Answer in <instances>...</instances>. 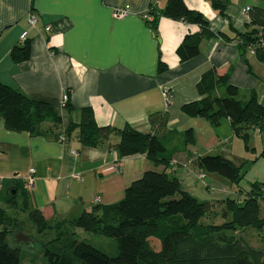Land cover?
Masks as SVG:
<instances>
[{
	"label": "crops",
	"instance_id": "1",
	"mask_svg": "<svg viewBox=\"0 0 264 264\" xmlns=\"http://www.w3.org/2000/svg\"><path fill=\"white\" fill-rule=\"evenodd\" d=\"M228 1L224 17L207 0H184L208 19L212 35L202 39L200 54L180 61L177 47L185 35L201 28L160 17L155 32L145 15L151 14L153 4L163 9L167 0H0V81L52 104L64 124L79 123L82 108L91 107L100 126L122 129L129 124L158 135L165 155L172 153L167 166H156L145 153L120 157L114 147L118 135L111 137V145L90 147L81 144L78 130L59 140L61 124L46 121L43 132L33 134L12 130L0 119V195L15 184L26 187L33 168L34 183L26 187L31 206L48 220L70 219L89 210L96 197L99 204L120 201L133 181L155 169L175 175L200 200L242 197L229 181L208 178L196 163L199 156L219 154L243 165L230 146V119L214 126L181 108L199 99L197 83L212 67L219 74L229 72L242 99L255 92L264 104V62L250 49L244 53L236 37L255 27L250 12L242 8H264V0ZM116 8L129 13L117 17ZM30 11L38 15L36 26L28 23ZM24 33L32 40V54L16 63L10 52ZM160 61L166 66L163 71ZM66 92L71 110L62 106ZM187 130H192L193 143H186ZM260 208L264 217V198Z\"/></svg>",
	"mask_w": 264,
	"mask_h": 264
},
{
	"label": "trees",
	"instance_id": "2",
	"mask_svg": "<svg viewBox=\"0 0 264 264\" xmlns=\"http://www.w3.org/2000/svg\"><path fill=\"white\" fill-rule=\"evenodd\" d=\"M207 1L225 17L228 0ZM150 13L154 19L148 22L155 32L160 17L200 26V32L185 35L177 47L180 61L200 54L202 39L212 35L208 19L190 9L184 0H167L161 10L153 4ZM250 15L255 27L245 33L237 32L238 45L244 53L255 49L256 56L264 62V8H251ZM31 54L29 38L15 44L10 52L16 63L30 59ZM165 68L160 61L159 70ZM229 79V72L219 74L215 67L206 70L197 83L199 99L183 104L182 111L204 117L214 126L228 118L234 133L245 140L252 129L264 134V104L255 92L242 99L239 88ZM67 108H72L69 102ZM81 113L79 123L64 124L52 104L33 99L0 81V119L12 130L39 134L43 132L42 124L50 121L55 126L61 124L66 136L78 130L81 144L90 147L111 145V137L118 135L114 147L120 157L145 153L156 166L170 163L172 153L165 155L167 148L158 135L139 131L129 124L122 129L100 126L91 107L82 108ZM185 140L194 142L192 130L185 132ZM261 155L264 156V151ZM196 163L204 171L217 173L232 183H240L245 175L242 166L219 154L199 156ZM239 193L242 197L200 200L186 191L175 175L148 169L126 188L120 201L96 203L70 219L48 220L40 209L31 206L25 185L15 184L0 195V264H20L23 246L14 243L16 230L23 231L25 224L20 213L27 215L36 232L45 239L42 246L47 264H78L76 258L82 264H264V250L239 236L240 230L254 227L262 232L264 241L260 208L264 181H255L249 190ZM219 217L223 222L216 223ZM204 218L209 222H204ZM77 229L114 238L117 253L111 255L80 239ZM10 236L13 244L8 240Z\"/></svg>",
	"mask_w": 264,
	"mask_h": 264
},
{
	"label": "rangeland",
	"instance_id": "3",
	"mask_svg": "<svg viewBox=\"0 0 264 264\" xmlns=\"http://www.w3.org/2000/svg\"><path fill=\"white\" fill-rule=\"evenodd\" d=\"M230 146H232L234 154L243 159L242 169L245 172L243 179L238 184L232 183L225 177L213 172H207L209 175L208 178L212 176L215 178H223L233 184V189L235 190H249L253 182L264 181V156L261 155L264 151V134L260 135L251 131L248 140H245L243 137L237 136L234 133L232 135V143ZM20 217L25 220L23 232L35 239L34 247H22L20 264H47L44 256V247L42 246V242L45 241V239L36 232L26 214L20 213ZM203 221L209 222L207 218H204ZM221 222H223V218L219 217L216 220V223ZM77 232L79 233L78 237L80 239L86 240L111 255H115L117 253V241L114 238L84 230L79 231L78 229ZM262 235V232L258 231L254 227H246L239 232V236L246 239L250 245L264 250ZM48 237H50L49 234ZM8 240L11 244H13L11 236ZM75 261L78 264H82L77 258Z\"/></svg>",
	"mask_w": 264,
	"mask_h": 264
},
{
	"label": "built area",
	"instance_id": "4",
	"mask_svg": "<svg viewBox=\"0 0 264 264\" xmlns=\"http://www.w3.org/2000/svg\"><path fill=\"white\" fill-rule=\"evenodd\" d=\"M250 6H246L244 8H242V12L247 14L250 12ZM129 12L127 9H124V8H116L115 10V15L117 17H123L125 15H127ZM145 18L148 20V21H152L154 19L153 15L152 14H146L145 15ZM28 23L31 25V26H36L37 23H38V15L35 11H30L29 14H28ZM45 29L46 31H50L51 30V26L50 25H46L45 26ZM26 40V34L24 33L22 36H21V41L24 42ZM250 51L251 53H254L255 54V49L253 48H250ZM166 96H168L166 94ZM69 102V94L66 92L62 95V106L63 107H67V103ZM59 140L61 141H64L67 137H66V134L64 132H62L61 134H59ZM72 153L76 154V150H73ZM34 169L31 168L30 169V175L29 177L27 178V184H26V187H29L31 185H33L34 183ZM76 177L80 178L79 175H75ZM205 176V174H201V177L203 178ZM100 201V199L98 197L94 198V203H98Z\"/></svg>",
	"mask_w": 264,
	"mask_h": 264
},
{
	"label": "water",
	"instance_id": "5",
	"mask_svg": "<svg viewBox=\"0 0 264 264\" xmlns=\"http://www.w3.org/2000/svg\"><path fill=\"white\" fill-rule=\"evenodd\" d=\"M14 243L21 246L34 247L35 241L30 235L25 234L22 230H16L14 234Z\"/></svg>",
	"mask_w": 264,
	"mask_h": 264
}]
</instances>
